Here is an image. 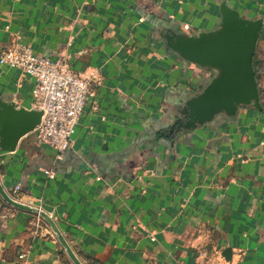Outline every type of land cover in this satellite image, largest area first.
Masks as SVG:
<instances>
[{"label": "crops", "instance_id": "crops-1", "mask_svg": "<svg viewBox=\"0 0 264 264\" xmlns=\"http://www.w3.org/2000/svg\"><path fill=\"white\" fill-rule=\"evenodd\" d=\"M226 2L263 20L262 110L185 131L212 72L167 46L218 28ZM66 60L91 95L59 155L36 132L0 151V183L44 211L82 264H264V0H0V55ZM34 80L0 65V98L34 109ZM0 264H74L39 215L0 196Z\"/></svg>", "mask_w": 264, "mask_h": 264}, {"label": "water", "instance_id": "water-1", "mask_svg": "<svg viewBox=\"0 0 264 264\" xmlns=\"http://www.w3.org/2000/svg\"><path fill=\"white\" fill-rule=\"evenodd\" d=\"M220 13V24L213 31L195 35L170 31L165 35L168 48L180 58L212 72L210 82L185 104L182 119L177 122L185 131L210 123L221 114L233 117L241 107L262 110L255 54L263 20L243 18L226 2ZM42 116L41 110L19 107L0 98V151L14 152L20 139L35 131ZM0 196L12 207L44 219L71 261L82 264L44 211L15 200L1 183Z\"/></svg>", "mask_w": 264, "mask_h": 264}, {"label": "built area", "instance_id": "built-area-1", "mask_svg": "<svg viewBox=\"0 0 264 264\" xmlns=\"http://www.w3.org/2000/svg\"><path fill=\"white\" fill-rule=\"evenodd\" d=\"M0 65L21 70L34 80V109L43 111L35 132L43 144L59 155L68 152L91 95L89 81L75 73L66 60L35 54L22 45L2 52Z\"/></svg>", "mask_w": 264, "mask_h": 264}, {"label": "trees", "instance_id": "trees-1", "mask_svg": "<svg viewBox=\"0 0 264 264\" xmlns=\"http://www.w3.org/2000/svg\"><path fill=\"white\" fill-rule=\"evenodd\" d=\"M255 72H256V78H258V72H259V66L258 65L255 66Z\"/></svg>", "mask_w": 264, "mask_h": 264}]
</instances>
